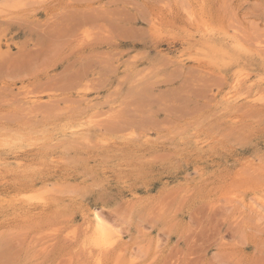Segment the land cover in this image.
<instances>
[{
    "label": "rangeland",
    "instance_id": "obj_1",
    "mask_svg": "<svg viewBox=\"0 0 264 264\" xmlns=\"http://www.w3.org/2000/svg\"><path fill=\"white\" fill-rule=\"evenodd\" d=\"M0 65V264H264V0H0Z\"/></svg>",
    "mask_w": 264,
    "mask_h": 264
},
{
    "label": "bare ground",
    "instance_id": "obj_2",
    "mask_svg": "<svg viewBox=\"0 0 264 264\" xmlns=\"http://www.w3.org/2000/svg\"><path fill=\"white\" fill-rule=\"evenodd\" d=\"M5 57V56H4ZM11 58V57H10ZM18 59V58H17ZM7 61H9V60H7ZM7 64V63H6ZM2 65V64H1ZM0 65V66H1ZM17 67H18V65H17ZM20 70V69H19ZM5 72V71H4ZM1 79V78H0ZM263 89V88H262ZM243 90V89H242ZM264 92V91H263ZM247 96V95H246ZM226 98V97H225ZM97 222H98V224H97V226L100 224V218L99 217H97ZM97 233L99 234V233H101V232H99V231H97ZM110 242V239H108V236L107 235H105V236H102V235H100L99 237H97L96 236V243H98V244H100V245H105V244H110L109 243ZM101 250V249H100ZM100 258V257H99Z\"/></svg>",
    "mask_w": 264,
    "mask_h": 264
}]
</instances>
